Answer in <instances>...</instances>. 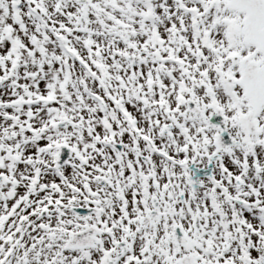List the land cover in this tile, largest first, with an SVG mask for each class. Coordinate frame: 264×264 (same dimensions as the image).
<instances>
[{
    "label": "snow or ice",
    "instance_id": "obj_1",
    "mask_svg": "<svg viewBox=\"0 0 264 264\" xmlns=\"http://www.w3.org/2000/svg\"><path fill=\"white\" fill-rule=\"evenodd\" d=\"M0 264H264V0H0Z\"/></svg>",
    "mask_w": 264,
    "mask_h": 264
}]
</instances>
